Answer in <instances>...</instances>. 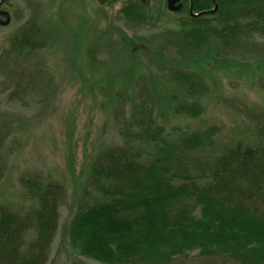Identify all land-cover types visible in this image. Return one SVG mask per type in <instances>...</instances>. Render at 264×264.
Segmentation results:
<instances>
[{
	"label": "trees",
	"instance_id": "obj_1",
	"mask_svg": "<svg viewBox=\"0 0 264 264\" xmlns=\"http://www.w3.org/2000/svg\"><path fill=\"white\" fill-rule=\"evenodd\" d=\"M183 2L173 31L162 34L176 57L199 52L215 39L235 57L261 58L264 0ZM46 45L30 20L9 40L6 53ZM171 79L195 99L176 105L175 114L199 119L204 108L196 99L207 96L209 87L183 70ZM115 98L122 142L99 151L70 189L31 175L19 179L20 198L30 203L26 211L0 196V264H55L58 258L60 264H173L195 252L211 260L264 264V110H238L251 123L254 141L226 148L215 124L167 130L147 93L118 92ZM0 133L1 166L7 133ZM4 172L0 168V181ZM67 200L75 206L53 256Z\"/></svg>",
	"mask_w": 264,
	"mask_h": 264
},
{
	"label": "rangeland",
	"instance_id": "obj_2",
	"mask_svg": "<svg viewBox=\"0 0 264 264\" xmlns=\"http://www.w3.org/2000/svg\"><path fill=\"white\" fill-rule=\"evenodd\" d=\"M0 10L11 15L9 25H0V131L7 133L0 196L12 207L26 211L30 205L20 198L21 176L37 175L68 190L99 151L121 144L113 116L118 92L153 96L156 120L167 130L215 124L223 147L254 141L251 123L238 110H264V52L258 61L235 57L211 39L203 50L176 57L162 36L179 18L167 0H7ZM30 20L47 38L45 48L6 53ZM182 70L209 87L207 96L196 99L204 108L199 119L175 114L176 105L195 100L171 79ZM69 200L61 208L53 256L75 206ZM173 264L236 263L195 252Z\"/></svg>",
	"mask_w": 264,
	"mask_h": 264
},
{
	"label": "water",
	"instance_id": "obj_3",
	"mask_svg": "<svg viewBox=\"0 0 264 264\" xmlns=\"http://www.w3.org/2000/svg\"><path fill=\"white\" fill-rule=\"evenodd\" d=\"M179 2V0H169L167 3V8L171 12H178L182 9V5H176ZM1 17H5V20L3 21ZM11 22V15L8 11H2L0 12V25L1 26H7Z\"/></svg>",
	"mask_w": 264,
	"mask_h": 264
},
{
	"label": "flooded vegetation",
	"instance_id": "obj_4",
	"mask_svg": "<svg viewBox=\"0 0 264 264\" xmlns=\"http://www.w3.org/2000/svg\"><path fill=\"white\" fill-rule=\"evenodd\" d=\"M168 1L169 0H167V3H168ZM179 4H181L182 5V9L180 10V11H182L183 10V4H184V2H183V0H179V2L176 4V5H179ZM2 11H4V10H0V12H2ZM180 11H178V12H180ZM177 12V13H178ZM4 17H1V19H3Z\"/></svg>",
	"mask_w": 264,
	"mask_h": 264
}]
</instances>
